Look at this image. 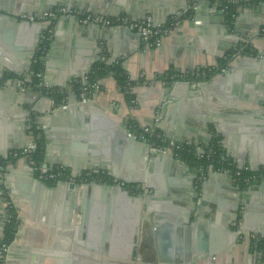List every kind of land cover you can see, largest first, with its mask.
<instances>
[{
	"label": "crops",
	"instance_id": "obj_1",
	"mask_svg": "<svg viewBox=\"0 0 264 264\" xmlns=\"http://www.w3.org/2000/svg\"><path fill=\"white\" fill-rule=\"evenodd\" d=\"M27 1L0 0V43L13 56L2 57L7 67L0 73L31 82L29 48L37 38L2 16L23 8L30 15L33 7ZM54 1L107 17L150 15L159 24L187 6L200 7L197 15L181 18L160 45L148 48L140 41L134 51L133 43L114 37L96 44L90 33L57 20L43 69L47 82L68 94L63 110L31 89L18 92L6 80L0 84V175L5 178L0 237L5 204L18 221L6 264H67L68 259L69 264H119L112 260L126 255L125 235L136 204L140 211L132 264H256L233 222L238 215L243 233L264 239V181L257 189L237 191L227 177L207 174L196 185L193 168L137 159L120 133L131 123H158L172 141L201 150L217 139L224 156L239 168L264 169V2H240L228 24L205 0ZM123 52L126 56L119 57ZM98 63L120 67L133 82L130 99L109 74L86 104L77 102L73 86ZM209 68L217 72L204 79ZM171 72L203 78L188 81L193 87L186 81L166 88L154 82ZM30 126L40 127L43 165L80 171L91 165L107 175L109 186L121 182L111 177L117 174L128 183V197L123 199L112 186L83 187L77 193L58 184H47L48 190L37 187L26 161L9 156L33 140ZM125 226L126 234L121 232Z\"/></svg>",
	"mask_w": 264,
	"mask_h": 264
},
{
	"label": "built area",
	"instance_id": "obj_2",
	"mask_svg": "<svg viewBox=\"0 0 264 264\" xmlns=\"http://www.w3.org/2000/svg\"><path fill=\"white\" fill-rule=\"evenodd\" d=\"M205 1L210 4L217 5L218 9L224 15H226L229 5L235 4V0H226L225 3H222V0ZM256 1L264 2V0ZM194 8L195 5L187 6L186 11L177 12L163 24H156L154 22V19L150 15H145L138 20H132L131 18L126 16L107 17L95 15L88 11H83L80 9H67L66 7L52 8L41 14L23 15L19 18L20 20L27 21L29 23H40L45 27L41 33L39 45L37 47L35 58L33 60V65L39 63L40 67L35 72L33 71V77L35 78L34 84L13 76L8 77L6 81L23 89H31L43 96H46L47 98H50L51 104L54 107L65 108L67 107L69 102L68 94L61 89L52 87L44 77L43 60L48 53L49 44L54 29V25L51 26V23H55L61 17H74L82 26L96 25L105 29H128L138 34L140 36V41L145 44L146 47L152 48L158 46L160 42L168 36L171 30L179 24L181 18L189 15V11ZM234 18L235 14H232L230 23L228 24H231ZM213 70L214 68H209L205 70L202 75L205 76L206 74H211ZM184 75L185 74L183 73H173L169 80L164 79L163 75L157 76L155 77L154 82L159 83L163 86H170L175 83L181 82L179 79L184 77ZM142 76L140 77L141 79L143 78ZM1 79H3V76L0 73V80ZM98 89V84H89L87 77V79L81 82L79 91L77 94H75L77 102L81 105L86 104L89 101L92 93ZM54 96L61 97V99L59 101H55L52 98ZM29 129L32 132L35 131V134H33V140L25 148L11 151L9 153V156L14 160L24 159L28 166L31 168L35 179L42 183L53 185L60 182L73 183L75 185L89 184L92 182L102 183L101 176L105 175V173L98 169L80 171L67 169L62 166L48 168L45 167L43 163L36 162L33 158V155L37 151V143L35 142V138H37V135L40 134V127L30 126ZM128 131L130 136L146 144L150 151L169 154L176 161L182 162L187 165L183 161L181 156L185 145L168 139L161 131L158 123L144 127H137L135 124L131 123L129 125ZM191 157L193 158L192 164L196 165L195 167H191L196 174V185H199L205 179V176L209 173H218L220 175L231 177L234 186L242 191H246L254 185H258L260 182L264 181V169L250 170L248 168H239L232 161H228L226 165L214 167L211 162H208L211 158L209 147L201 150L192 148ZM205 162H208V164L204 165ZM112 183L116 184V181H113ZM9 209L10 205L5 204L3 210L4 225L7 224L9 219ZM233 226L239 239L243 240L244 242H248V245H250L254 249L258 247L259 237L256 235L243 233L240 229L239 219L234 220ZM0 239H2V237ZM10 250L11 244L0 242V264L7 263V257L10 253ZM261 252H263L264 255V251L261 250Z\"/></svg>",
	"mask_w": 264,
	"mask_h": 264
},
{
	"label": "water",
	"instance_id": "obj_3",
	"mask_svg": "<svg viewBox=\"0 0 264 264\" xmlns=\"http://www.w3.org/2000/svg\"><path fill=\"white\" fill-rule=\"evenodd\" d=\"M240 2L248 3L249 0H242V1L241 0H235V5L240 4ZM25 4H26V6H32L33 7V9L31 10L32 13L30 15H32V14H41V13L47 11V10H50L52 8H58V7H66L67 9H72L73 8V6H71V5L60 4L59 1H54V0H28ZM211 5L208 3L206 6H208L210 8L213 7V9L211 8L212 11H214L215 13H218L219 15H222L223 17H225V15L218 9L217 5H215V4H211ZM107 7L111 9V7L109 5H107ZM199 7L200 6L195 5V8L190 10L188 14L192 15V13H193L194 16L197 15V13L199 11ZM186 9H187V7H185V9H183V11H186ZM20 10L22 12L18 13V14L16 13L14 16L7 15V14L6 15H2V16L4 17V21H8V22L12 23L13 25L18 26L19 30L22 29L25 33H34V35L37 38V41H36L35 45H33L34 48L33 47L29 48V51L31 52V58H34V56L36 54V51H37V47L39 45V39L41 37V33H42V31L44 30L45 27L42 24H40V23H29L27 21L20 20L19 18L21 16L28 14V12L25 11L24 8L20 9ZM4 13H5V11H4ZM144 16L145 15H143L142 17H144ZM142 17H140V18H142ZM140 18H138V19H140ZM152 18L154 19V17H152ZM225 19H226V17H225ZM58 20H64V21H67V22H71L73 25H75V27L77 29H80V30L84 31L85 33H90L92 40L94 39L96 44H97V42H102V41L108 42L111 37L112 38L114 37L117 40H121L122 43L123 42H131V43H133L131 45V48H130L131 51L132 50L133 51L136 50L139 47V45H140V36L138 34L132 32V31L128 30V29H105V28H102V27H99V26H96V25L82 26V25L79 24L78 20L76 18H74V17H69V18L61 17ZM154 22L156 24H159L155 19H154ZM161 43H162V41L160 42V44ZM2 45L3 44L0 43V69H1V71L5 70L6 67H7V65L4 62V60L2 59V57H4L7 60H13V56L10 54L9 51H7V49L3 48ZM35 47H36V49H35ZM242 54H243V51H242ZM125 56H126L125 52L119 54V57H125ZM99 60H100V58L97 57L96 61H99ZM32 61H33V59H32ZM183 82L184 81H181V82H178L176 84H180V83H183ZM186 83H188L189 86L191 84L188 81H186ZM173 85H175V84H173ZM159 86L162 87V88L169 87V86H163L161 84ZM191 86L193 87V85H191ZM16 90L18 92H24V89L21 88V87H18V86H16ZM47 99L49 100V102L51 104L50 98H47ZM60 110H63V108H61ZM121 130H122V133H120L121 134V138L123 137L124 143H125V141L129 142L131 144V147L133 146V149L135 150V153H136L135 155H136L137 159L146 158L148 161H151V163L156 162V161H165L166 160V161H169V162H171L173 164H177L178 166L182 167L186 171H189V168L184 163L176 161L175 159L172 158L171 155L150 151L146 144H144V143L136 140L132 136H130L129 135V131L127 130L126 127L122 128ZM44 166L48 167L47 164H44ZM50 168H53V167H50ZM92 169H93V167H91V165H88L83 170H92ZM72 170H74V169H72ZM209 174L213 175V176L214 175H220L218 173H209ZM223 176L227 177L230 180V182H232L231 177L226 176V175H223ZM111 177H113L116 180H120L121 182L119 184H114V185H110V186L107 185V184L99 183V182H92V183H89V184H81V185H75L73 183H66V182H60V183H57V184L60 185V187L66 188L67 191L72 192V193H77V192L81 191L83 189V187H88L89 188L91 186H94V187H97L100 190L101 189H103V190H111L110 188L114 187L113 189L116 190L122 196L123 199L127 198L128 195H127V192H126V189H125V186H124V185L128 184L127 181L122 179V178H120V177H118L117 174H113ZM4 180H5V178H2L1 175H0V196H1V194H3V191H4L3 190ZM32 181L39 188H44L46 190L49 189L47 184L42 183V182L38 181L35 178H32ZM258 187H259V184L258 185H254L251 188L257 189ZM136 189L140 190V187H138ZM236 190L239 191V189L237 187H236ZM138 201H140V200L139 199L137 200V198H135V204ZM1 202H2V200H1ZM134 211H135L134 212V219L131 221V224H130V227L128 228L127 234H126V230H127L126 226L122 227V229H121V232L126 234L125 236L127 237V239L124 241V244L126 245V247L128 249L127 252H126V255H124V257L119 258L117 260H112V261L118 262L119 264H132L131 251H132V248L134 246L136 228L138 226V222L137 221L139 219L140 206L136 204V207H135ZM236 216H238V215H236ZM235 219H236V217H235ZM3 222H4V216H3ZM4 228H5V225L3 223L1 237H3ZM76 231H78V227L77 226H75V232ZM103 260H111V259H103ZM69 262H70V259L67 260V264H69Z\"/></svg>",
	"mask_w": 264,
	"mask_h": 264
},
{
	"label": "trees",
	"instance_id": "obj_4",
	"mask_svg": "<svg viewBox=\"0 0 264 264\" xmlns=\"http://www.w3.org/2000/svg\"><path fill=\"white\" fill-rule=\"evenodd\" d=\"M221 2L225 3L226 0L225 1L222 0ZM235 11H236V5L235 4L229 5L227 13L225 15L228 23H230L231 15L235 14ZM246 52H247V48H244L243 53H246ZM227 61H228V59L220 61L219 67H218L219 71H220V69L225 68V64L227 63ZM39 67H40L39 63L33 65V71L35 72ZM216 72L217 71L214 69L211 74H206L204 79L210 78ZM109 74L114 78V80H115V82L119 88V91L121 93H123V95L125 96L126 99H130V97H131L130 87H131L133 82H131L129 80V78L126 76V74L117 65L112 66V67H107L103 63L96 64L94 66L92 72L88 76V83L89 84H93V83L98 84L99 81L104 76L109 75ZM172 74H173V72L165 74V75H163V78L166 80H169V78L171 77ZM8 77H11V76H5L3 79L0 80V84L3 83V81L6 80ZM202 78L203 77L194 78L192 75L185 74L184 77L180 78L179 80L180 81H196V80H201ZM34 83H35V78L33 77L31 80V84H34ZM80 86H81V83H76L73 86V91L75 92V94L78 93ZM52 98L55 101H59L61 99V97H58V96H56V97L54 96ZM32 131H33V128H32ZM33 134H35V131L33 132ZM35 142L37 143V151L33 155V158L36 162L43 163L44 148H43V139H42L41 134L37 135V138H35ZM209 149L211 152V158H210V161H208V162H211V164L214 167L223 166V165H226V163H228L229 160L224 156V153H223V151L220 147L219 141L217 139L212 141V143L209 146ZM191 150H192V147L184 146V150L182 151L181 156H182L183 161L188 166L195 167L196 165L192 164L193 158L191 157ZM208 162H205L204 165L208 164ZM101 179H102L103 183H106V184L110 183V179L105 175H102ZM49 185L53 186V184H49ZM4 197L5 196L3 195V198ZM17 227H18V221L16 218V213L14 212L13 208L10 206L9 219H8L7 224L5 225L3 237H2V239H0V242L11 244L15 238Z\"/></svg>",
	"mask_w": 264,
	"mask_h": 264
},
{
	"label": "flooded vegetation",
	"instance_id": "obj_5",
	"mask_svg": "<svg viewBox=\"0 0 264 264\" xmlns=\"http://www.w3.org/2000/svg\"><path fill=\"white\" fill-rule=\"evenodd\" d=\"M53 25H54V22L51 23V26H53ZM32 66H33V63H32ZM236 219H239V217L236 216ZM246 243H247V245L249 244L248 242H246ZM249 247L255 253L256 264H264V255H263V252H261V250L264 251V239H262V238L259 237V244H258V247L256 249L252 248L250 245H249Z\"/></svg>",
	"mask_w": 264,
	"mask_h": 264
}]
</instances>
